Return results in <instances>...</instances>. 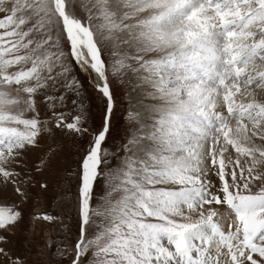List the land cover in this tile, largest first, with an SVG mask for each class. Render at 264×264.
Wrapping results in <instances>:
<instances>
[{
  "label": "snow or ice",
  "instance_id": "snow-or-ice-1",
  "mask_svg": "<svg viewBox=\"0 0 264 264\" xmlns=\"http://www.w3.org/2000/svg\"><path fill=\"white\" fill-rule=\"evenodd\" d=\"M0 264H264V0H0Z\"/></svg>",
  "mask_w": 264,
  "mask_h": 264
}]
</instances>
